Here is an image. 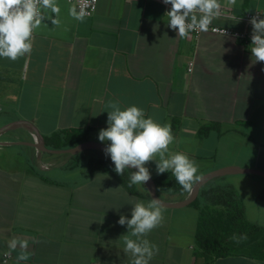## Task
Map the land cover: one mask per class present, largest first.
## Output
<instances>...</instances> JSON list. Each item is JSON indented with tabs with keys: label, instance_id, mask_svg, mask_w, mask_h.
I'll return each instance as SVG.
<instances>
[{
	"label": "crops",
	"instance_id": "obj_1",
	"mask_svg": "<svg viewBox=\"0 0 264 264\" xmlns=\"http://www.w3.org/2000/svg\"><path fill=\"white\" fill-rule=\"evenodd\" d=\"M221 5L230 14L212 24L237 30L252 32L246 12L264 13V0ZM57 6L58 14L42 12L30 54L0 58V264H16L19 249L7 244L14 236L27 239L32 253L21 264H130L120 239L128 229L117 221L131 217L130 198L150 199L107 171L87 178L84 161L64 167L65 153L37 155L26 143L34 142L30 131L44 138L90 129L91 140L99 141L108 126L106 104L119 100L122 109L135 104L170 124V151L194 159L199 177L226 166L264 171V62H255L250 47L231 34L177 38L157 0H99L83 22L69 14L73 2L57 0ZM40 159L55 165L42 169ZM146 166L158 175L156 161ZM219 177L236 186L249 219L264 225V176ZM163 214L162 225L146 237L160 249L150 264H264L244 255L208 263L198 255V208L164 206Z\"/></svg>",
	"mask_w": 264,
	"mask_h": 264
},
{
	"label": "clouds",
	"instance_id": "obj_2",
	"mask_svg": "<svg viewBox=\"0 0 264 264\" xmlns=\"http://www.w3.org/2000/svg\"><path fill=\"white\" fill-rule=\"evenodd\" d=\"M163 3L171 5L165 13L166 23L180 39L189 38L192 32H208L212 21L220 17L222 7L221 0H163ZM236 3L237 0H227L228 5ZM43 11L58 14L57 0H0V58L16 61L31 53L34 32L44 19ZM69 14L79 22H83L86 15L83 10L77 12L75 8ZM260 14L257 11L249 21L252 25L249 47L255 62H264V18ZM58 23L53 20V24ZM106 108L108 126L99 131L98 139L109 142L104 152L110 156L118 175L123 176L126 169H135L131 171L129 187L145 185L151 179L146 165L156 161L158 175L171 172L183 191H193V184L199 180V165L184 152L170 151V145L175 141L170 124L159 123L135 104L122 109L119 100H109ZM128 204L133 206L131 217L120 215L117 221L128 229L120 237L123 251L130 255V264H150L160 249L146 237L162 225L164 205L155 197L148 202L132 197ZM231 239L239 243L247 236H233ZM7 244L10 250L19 249L16 264L28 261L32 255L27 239L14 236Z\"/></svg>",
	"mask_w": 264,
	"mask_h": 264
},
{
	"label": "trees",
	"instance_id": "obj_3",
	"mask_svg": "<svg viewBox=\"0 0 264 264\" xmlns=\"http://www.w3.org/2000/svg\"><path fill=\"white\" fill-rule=\"evenodd\" d=\"M91 138L90 129H64L45 136L44 140L49 148L60 149L73 147ZM44 154L45 157L63 155L49 151H44ZM81 161L88 165L87 178L96 170H104L116 177L129 192L152 199L146 185L129 187L131 171L135 169H126L123 176L118 175L114 171L115 166L110 156H106L104 151L88 149L79 152L73 155L64 167H76ZM38 173L45 178L43 172ZM153 178L159 195L166 200L183 199L189 194L176 183L171 172L166 171ZM261 197H264V191ZM190 205L199 210L196 230L198 255L204 257L208 263L229 255H244L264 260V225L249 219L233 183L224 181L222 177L210 179L201 187L198 197ZM242 235H246L247 239L240 240L239 243L231 239L233 236L239 238Z\"/></svg>",
	"mask_w": 264,
	"mask_h": 264
},
{
	"label": "water",
	"instance_id": "obj_4",
	"mask_svg": "<svg viewBox=\"0 0 264 264\" xmlns=\"http://www.w3.org/2000/svg\"><path fill=\"white\" fill-rule=\"evenodd\" d=\"M37 134L39 135V143H35L32 141L26 143L39 148L42 152L49 151V152L65 153L66 159H70L73 155L88 149H99L104 151L106 147V143H103L101 141L87 140L69 148H60V149L49 148L46 145L43 136L39 132H37ZM238 173H251V174H258L264 176V171L257 168H246V167H238V166H226V167L218 168L203 174L201 177H199V180L194 183L193 191L191 193H189L183 199L174 200V201L166 200L159 195L156 182L152 175H151V179L148 182H146L145 185L148 188L152 198L153 197L159 198L162 201L163 205L166 207L179 208V207L187 206L192 201H194L198 197L201 187L205 183H207L210 179L216 176H221L226 174H238Z\"/></svg>",
	"mask_w": 264,
	"mask_h": 264
},
{
	"label": "built area",
	"instance_id": "obj_5",
	"mask_svg": "<svg viewBox=\"0 0 264 264\" xmlns=\"http://www.w3.org/2000/svg\"><path fill=\"white\" fill-rule=\"evenodd\" d=\"M69 1L75 4L77 12L83 10L86 13L85 16H92L97 9L99 0H69ZM157 1L161 2L165 6L167 11L170 10L171 5H166L165 3H163V0H157ZM260 13H261L260 14L261 18H264V13L262 12ZM227 14H230V12H227L224 8H221V15H227ZM256 14H257V11H254V12L248 11L242 16V18L245 22L249 23L251 17ZM209 31L215 32V33H222V34H231L235 36L243 44L248 45V46L251 44V33L252 32H249L247 30H237V29H233L230 27L211 24L209 27ZM201 33L202 32H198V31L192 32V34H195V35H199ZM189 69L192 70V64L189 67ZM3 131H1L0 134ZM30 134H31L33 141L35 143H39V135L37 134V132H35L34 130H31ZM36 153L37 155L40 156L42 154V151L36 147ZM54 165H55V162H45L42 159H40L39 161L40 168L45 169V170L52 168ZM10 257H11L10 253L7 252L5 254L4 260L8 261ZM91 264H101V263L99 261H93Z\"/></svg>",
	"mask_w": 264,
	"mask_h": 264
},
{
	"label": "rangeland",
	"instance_id": "obj_6",
	"mask_svg": "<svg viewBox=\"0 0 264 264\" xmlns=\"http://www.w3.org/2000/svg\"><path fill=\"white\" fill-rule=\"evenodd\" d=\"M64 156H66V155H63V157H64ZM55 169H57V167H56Z\"/></svg>",
	"mask_w": 264,
	"mask_h": 264
}]
</instances>
